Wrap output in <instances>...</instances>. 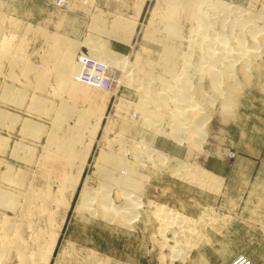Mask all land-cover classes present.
Listing matches in <instances>:
<instances>
[{
	"label": "rangeland",
	"instance_id": "1",
	"mask_svg": "<svg viewBox=\"0 0 264 264\" xmlns=\"http://www.w3.org/2000/svg\"><path fill=\"white\" fill-rule=\"evenodd\" d=\"M211 1L240 7L233 14L226 13L227 45L231 48L243 33L249 48L254 40L249 33L253 21L248 20L244 31L240 30L239 13H258L254 22L259 31L264 30V0ZM170 8L178 9L170 0H0V111L19 118L12 124H0V136L7 138V146L0 150H5L0 152V187L20 195L16 210L0 206V212L13 221L12 240L22 246L23 257L31 264H264L263 30L256 33L258 55L251 59L247 74L236 63L235 73L223 78L232 79L227 78L224 84L236 78L238 87L232 93L233 105L225 113L211 86L214 74H209L208 64L199 63L202 50L189 42L196 21H188L180 7L173 12V20L181 34L169 39L163 21L170 16ZM117 19L128 22L123 23V29L135 26L131 42L111 36ZM219 25L218 30L222 28ZM91 39L106 40L111 49L128 58L132 64L129 70L142 80L171 78L162 65L166 62L165 46L174 48L173 55L192 53L187 77L193 87L199 84L205 91L194 96V101L204 107L205 116L201 115L208 118L202 145L190 146L187 133H182L181 143L172 135L173 102L151 108L158 118L156 131L145 122L144 90L136 81L128 82L125 67L108 70L114 77L111 88L90 90L110 94L107 102L76 101L70 92L71 86L78 84L70 72L74 59L63 60L67 53L81 58L84 44H90ZM72 41L74 50L69 46ZM54 50L58 58L51 57ZM181 57H174L179 66L184 62ZM154 80L150 86L159 95L163 85ZM82 83L91 86L88 79ZM9 88L25 91V104L6 97ZM35 97L46 104L48 113L33 106ZM63 103L66 108L72 104L78 109L64 113ZM91 110L93 116L81 118L80 111L88 115ZM29 121L41 126V132L26 131ZM71 127L82 128L81 136L68 134ZM15 143L28 149L19 150L15 157ZM159 153L165 154L164 164ZM8 165L22 178V184L10 185L1 179ZM186 165L206 175H188ZM213 177L220 180L219 187ZM104 183L117 206L113 214L97 208L98 197L106 193L101 190ZM85 187L93 190V199L84 206L81 193ZM126 192L139 196L140 203L137 211L123 220ZM158 204L191 217V222H175L173 228L163 231L154 215ZM21 257L14 255L7 264H24Z\"/></svg>",
	"mask_w": 264,
	"mask_h": 264
},
{
	"label": "bare ground",
	"instance_id": "2",
	"mask_svg": "<svg viewBox=\"0 0 264 264\" xmlns=\"http://www.w3.org/2000/svg\"><path fill=\"white\" fill-rule=\"evenodd\" d=\"M170 1L174 3L176 8H178L176 11H179L180 7L183 8V10H184L183 14H185V18L188 21L189 20L193 21V22L196 21L195 23H197V27L195 28L193 26L194 33L189 38L190 39L189 42L191 43V44L190 43L189 44L191 46L195 45L196 48L198 47L200 50H202V53L199 56V59H200L199 63L201 65L208 64V66L210 67V69H209L210 73L207 71V69L209 67L206 69V71H207V73H209L211 75H212V73L214 74L213 79L211 80L212 89L221 98V104H222V109H223L221 111H223L225 113L228 112V109L230 107H232V105H233V101L231 100L232 99L231 97L233 96L232 93H234L236 88H238L237 84H236L237 79L234 78L235 82H228V83L224 84L226 79L228 78L230 80L231 77H226V79H224V80H223V78H225L226 73H231L233 71L235 73L236 63L240 64V71L244 75L247 74V69L249 68V63H250L251 59L258 55L257 49H255L258 45L256 33L258 34L257 31H259L260 29L258 30V26H257L256 22H254L256 20L255 19L256 13L255 14L251 13V15L254 14L253 16H251V15L250 16H247V15L241 16L244 13L241 14V12L239 11L240 17L237 16L238 12L236 15L240 19V20H238L239 22L236 20L238 22L237 25L240 26V28H239L240 30H243L244 27L247 26L246 23L248 20L253 21V23L249 25V27H250L249 33L252 35V37L254 39V40L252 39L253 44L249 48H246L245 41L243 39L244 34L238 33L240 35L237 36V38H236V40H237L236 44H233L231 46L229 44V46L231 47V48H229L227 45L228 40L226 38L224 21H225V18L228 16L227 15L228 12H231L233 14V11L240 10L239 6L234 7L233 5L227 4V3L222 2V1H218V3H215V2L213 3L211 0H170ZM231 7H233V8H231ZM174 11H172V9L170 8L168 10V14L170 16H167L163 21V23L165 24V28L168 31V38L169 39L178 38V36L181 34V32L178 28V25L173 20V18H174L173 12ZM249 13H250V11H249ZM256 15H258V13ZM121 18H119V19H121ZM229 18H230V16H229ZM257 18H259V17H257ZM260 18H262V17H260ZM119 19L115 20V23H113V26L115 27L116 31L112 32L111 36L116 41H119V42L125 41V42L129 43V42H131L133 35L135 34V26H133L132 28H130L131 26H129L128 28H130V29H127V28L123 29V27H122L123 23L127 24L128 22L126 20L122 21ZM235 19H237V18H235ZM195 23H194V25H196ZM220 23L222 25V28L220 30H218L216 27ZM249 23L250 22H248V24ZM231 26H233V25L231 24ZM262 30L259 31V33L262 32ZM263 37H264V30H263ZM92 39H91V42L93 41ZM96 39H99V38H96ZM169 39H167V40H169ZM103 41L101 39L99 41H97V40L93 41L92 43L89 41L90 44L87 43L88 45L84 44L85 49L82 51L81 58H80V56H78V58H76L77 62L76 61L74 62V60H76L75 59L76 56L73 53H67V57L63 60L65 62V61H69L71 59H74L73 60V64H74L73 66L74 67H72V69H70V72L76 76V78L78 79L77 80L78 84H82L85 86V88L80 87V85H78V84L71 86V88L73 89V90L70 89V92L73 95L72 97H75L76 101L79 100L80 98L88 99L90 102L96 101L97 103L99 102L98 105H100L101 103L107 102L110 94L103 95L102 93H100V91H96L95 93H92V91H90V90L91 89L105 90L107 88H111V86H112L111 82L114 81V77L112 76L111 72H109L108 70L110 68H121V67L123 68V67H125L126 68L125 69V72H126L125 77L128 78L127 79L128 82L132 83V81H134V82L136 81L135 84L137 85V87L140 90L141 89L144 90L143 91L144 94H142L143 95L142 96L143 102H144L142 108L144 111V118L146 119L145 122H147V124H149V126L151 125L152 128L155 127L154 125H156L158 118H154V116H156V115L153 116L151 114L152 113L151 108H156L157 105L159 107V106H161V104H163L166 107V105H168L169 102H173V104L175 105L174 106L175 109L174 110L172 109L173 110V113H172L173 117L172 118H174V122H173L174 127L172 129L173 130L172 135H174V137L177 138L176 139L177 141L180 139V143H181L182 133L183 132L187 133V135H185V136H187V139L190 143V146H193L194 148H195V145L201 146L202 144L200 145V142L202 141V138H205L204 136L206 134L204 132L205 129L203 130V127L205 126V124H207L205 122L208 121V120L206 121V119H208V118L205 119V117H203V116H205V114H202V112L206 111V110L203 111L204 107L200 106L199 101H196V100H195L196 102L194 101V96H198V94H201L203 89L201 90V88L198 87V86H200L199 84L196 85L197 87L195 86L196 88L193 87L194 85L192 86V82L190 81L191 78H189L190 79L189 80L187 77L188 74L190 73L189 71H188L189 73L187 72V70H188L187 67H190L192 65V63H191V58L193 57L192 53L186 52L185 54H181L182 51L181 52L178 51L179 54L173 55V52L175 53L174 48H170V46H168V47L165 46V48H164V54H165L164 59L166 62L162 65H164V69H165L164 72L169 73V75H171V78L169 80H167V79H160V77H157V76L155 78L152 77V78L156 79V81L159 80V82L163 85V87H161L162 85L160 86L161 87L160 91H162V90L163 91L161 92V94L158 95V93L154 92L156 89H154V87L151 88L152 86H150L151 80H153L155 82L154 79L149 78V80L148 79L142 80L141 78L140 79L136 78L134 76V74L132 73L133 71L129 70L132 67V64H130V61L128 60V58L125 56L119 55V53H117L116 51H114L113 49H111L108 46L109 44L107 43L106 40H103ZM259 41L261 42V39ZM73 43L74 42L72 41L69 44L71 49L75 48V46H74L75 44H73ZM263 45H264V42H263ZM263 45H261V46H263ZM7 46H8V44H7ZM196 48H195V50H196ZM257 48L259 50V47H257ZM191 49H192V52H194V50H193L194 48H191ZM50 55L52 58H58L59 57V53L57 52V50L51 51ZM0 56H2V55L0 54ZM179 56L180 57L182 56L184 58L183 59L184 62H183L182 66L177 65V61L174 60V57H179ZM101 60H104V61H101ZM9 61H11V60H9ZM96 63H98V64L96 65ZM11 64H12V62H11ZM219 64H221L222 67L217 69V65H219ZM223 66L225 67L224 70L222 69V68H224ZM201 68L202 67L200 66V72H201ZM202 72H204V71H202ZM204 73L202 75H204ZM180 75H181V77H179ZM87 79H88V81L92 87L91 86L89 87L88 85H85L82 83V82H86ZM43 81H45V80H43ZM135 84H133V85H135ZM12 88H13V86H12ZM12 88H9L6 90V92H5L6 97L7 96H9L11 98L15 97L14 100H12V101H14L13 103L16 102L17 104H23V103L25 104V101H26L25 97L27 96V93L25 91H22V90H17L15 92H13ZM153 89H154V91H153ZM160 91H158V92H160ZM203 92H205V91L203 90ZM216 94L214 96H216ZM201 95H199V96H201ZM209 97H210V95H209ZM195 98L198 99L197 97H195ZM216 98H217V96H216ZM34 99H35V101L33 102V106L36 105V108L40 112L48 113V111H50L47 108L46 104H44L43 102L40 101L39 97L38 98L35 97ZM37 99H39L40 102L37 101ZM210 100H212V99H210ZM64 103H63L64 107H65V105L67 106V104H64ZM70 105H68L69 107H67V108L65 107V109H64V107H62V109H64V113H65V111L67 112L68 110H70L72 112L73 109L75 110L77 108L72 104H70ZM118 108H120L119 110H121L123 108L122 104ZM169 108L170 107H168V110H169ZM77 109H76V111H77ZM229 111H230V109H229ZM80 113H81V118H87V117L89 118V117L94 115V112H92V110L89 111L88 115L84 111L83 112L80 111ZM195 113H196V116H193ZM172 114H171V116H172ZM197 114H199V115H197ZM6 115H7V112L5 110L0 111V124L1 125H4V123L12 124L14 121H17L19 119V118H17V116H11V115L6 116ZM63 118H64V116H63ZM77 118L79 120H81L80 117H77ZM80 124H81V122H80ZM161 124H162V122H161ZM161 124H158V125H161ZM25 126H26V131L30 130V131H32V133H36V132L40 133L41 132V128H40L41 126L36 125L35 122L29 121L25 124ZM58 129L62 130L61 127H59ZM153 129H155V131H156V127ZM157 130H159V129H157ZM82 133H83V129L82 128L81 129L76 128V127L75 128L71 127V128H69V131H68V134H71V135L79 134L81 136ZM93 133H94V131H93ZM184 133H183V135H184ZM6 139L7 138H3L2 136H0V150H3L7 146ZM15 145H16V147H14V150L16 152L15 151L12 152V154L14 153V156H15V153L19 154V150L21 152L22 151L21 149H23V148H24V150L28 149L26 147L27 145H24L22 143L19 144L20 146H18L17 143H15ZM25 148H27V149H25ZM17 150H18V152H17ZM4 151H0V152H4ZM27 152L28 151H26V153ZM30 152L32 153V150H30ZM151 152H152V150H151ZM18 154H17V157H18ZM31 155H33V154H31ZM141 155L139 154V158L142 157ZM157 156H159L160 161H163L162 163L164 164V162L166 161L165 154L159 153V155H157ZM26 157H28V156H26ZM29 158L30 157H28V159ZM21 159H22V157H21ZM28 159H26V160H28ZM159 159H158V161H159ZM27 162H29V160ZM1 164H3V161H0V166H1ZM9 166L10 165H8V170L6 168L7 171L6 172L4 171L5 173L4 172L2 173L1 179L7 180V182L10 185H13L15 183H16V185L17 184L19 185L22 178H17L15 176L16 174L14 173V170L12 169V166L11 167H9ZM182 166H184V165H182ZM186 167H187V165H186ZM184 168H185V166H184ZM187 168H189V167H187ZM17 171H18V169H17ZM185 173L188 175H192L194 177L196 176V178L202 177V176L204 177V175H206L205 174L206 172H204L203 170H197L195 167H192V166H190L189 169H186ZM24 175L26 176V173H23V176ZM214 180L217 181V186L219 187L220 186L219 185L220 180L218 178L217 179L214 178ZM194 182L196 184H199L197 180H194ZM20 184H22V182ZM217 186L215 188H217ZM1 187H0V206L16 210L20 195H17L16 192L12 193L13 192L12 190H11L12 192H10V189H8L7 187H6V189H8L9 191L4 189V188H1ZM103 188L105 189L106 193L104 196L98 197L99 204H98L97 208L104 211L105 214H113L114 213L113 212L114 207L116 208L117 206L110 199V196L108 194V192H109L108 184L104 183L102 185L101 190H103ZM215 188H213V189L215 190ZM217 189H219V188H217ZM92 193H93V190L91 188L85 187L83 189L81 195L84 198V200H83L84 206L90 204L89 200L93 199ZM95 193H97V192H95ZM124 197L127 200L126 204H128V206L125 209L126 215L123 216V220H124V218L126 220L130 216L131 213L137 211L136 206L140 203V200H139V196H136L134 193H130V192H126L124 194ZM136 214H138V213H136ZM154 215H155L156 220L159 221L161 229L163 228V231L167 228H173L172 225H174L175 222H178L180 224L183 222H185V223L191 222V219H190L191 217L189 218V217L181 214L180 212H176L175 210L166 207L165 205H159L158 204L157 210H156V212H154ZM118 216H120V215H118ZM194 221H195V219H194ZM12 222L13 221H10L8 218L5 217V215H3L2 212H0V264H7L9 262V260L13 259L14 255H18V254L22 256L21 258H24V259H22L24 264H31L27 259H25L26 256L23 257L24 249L22 248V246H20L18 243H16L15 241L12 240V236H13V234H15V233H13V227L14 226H13ZM184 231L185 230H183V232ZM177 232L180 233V231H178V230H177ZM190 237H192V236H189V238ZM13 239H15V238H13ZM176 246H179V245H176ZM175 252H177V251H175ZM177 255H178V253H177Z\"/></svg>",
	"mask_w": 264,
	"mask_h": 264
},
{
	"label": "crops",
	"instance_id": "3",
	"mask_svg": "<svg viewBox=\"0 0 264 264\" xmlns=\"http://www.w3.org/2000/svg\"><path fill=\"white\" fill-rule=\"evenodd\" d=\"M264 256V255H263Z\"/></svg>",
	"mask_w": 264,
	"mask_h": 264
}]
</instances>
